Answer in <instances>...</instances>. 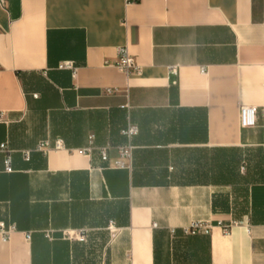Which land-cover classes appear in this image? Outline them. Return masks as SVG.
<instances>
[{"label": "crops", "instance_id": "obj_1", "mask_svg": "<svg viewBox=\"0 0 264 264\" xmlns=\"http://www.w3.org/2000/svg\"><path fill=\"white\" fill-rule=\"evenodd\" d=\"M263 108L264 0L0 3V264H264Z\"/></svg>", "mask_w": 264, "mask_h": 264}, {"label": "built area", "instance_id": "obj_2", "mask_svg": "<svg viewBox=\"0 0 264 264\" xmlns=\"http://www.w3.org/2000/svg\"><path fill=\"white\" fill-rule=\"evenodd\" d=\"M0 3L3 6H5L6 0H0ZM116 66L118 69H120L127 75H131L138 70L135 58L128 53L126 48L120 49ZM59 69L74 71L75 68L72 62L67 61L61 63L59 65ZM173 72H176V70L173 69ZM261 113H262L263 128H264V108L262 109ZM258 114H259V109L257 107L241 106L240 107L241 127L243 129H251L257 127ZM138 132H139L138 127L134 124H129L127 129L123 131V135L127 137V139L129 140V144L127 146L120 147L118 149V154H119V161L117 162L118 167L121 168L131 167L133 161V150H134V146L132 145L131 140L138 134ZM1 148L5 149V145H2ZM38 150L45 154H48L52 150H56V151L66 150V147L61 139H57L53 144L50 141L41 142L38 145ZM111 150L112 147L109 144L96 146L95 136L90 135L88 145L83 149H79L77 152L81 155H85L88 157H92L94 153H97L101 161L106 163L110 161ZM10 163H11V159L10 157H7L5 160V164L8 172H11ZM0 230L5 234V237L9 236L10 230H6L3 224L0 225ZM211 231H212L211 225L205 223H199V222L193 223L189 227H186L184 229V233L186 235H198V234L210 235ZM225 231H228V229L225 228ZM27 238L29 239L30 236L27 235Z\"/></svg>", "mask_w": 264, "mask_h": 264}]
</instances>
